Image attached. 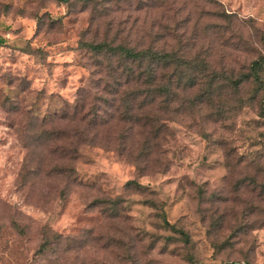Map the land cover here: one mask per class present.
Returning <instances> with one entry per match:
<instances>
[{"label":"rangeland","instance_id":"374dc122","mask_svg":"<svg viewBox=\"0 0 264 264\" xmlns=\"http://www.w3.org/2000/svg\"><path fill=\"white\" fill-rule=\"evenodd\" d=\"M263 56L264 0H0V264H261Z\"/></svg>","mask_w":264,"mask_h":264},{"label":"trees","instance_id":"16d2710c","mask_svg":"<svg viewBox=\"0 0 264 264\" xmlns=\"http://www.w3.org/2000/svg\"><path fill=\"white\" fill-rule=\"evenodd\" d=\"M91 46L92 48H96V49L101 48V45L99 43L91 44ZM117 48H118V53H120L121 56H123L124 58H128L131 61H137L138 63V69H135L132 66L127 69V73H126L127 80H129L130 78H136V80L141 79L142 80L141 82L148 84V88L146 91L147 96L154 97V95H156V93L157 94L160 93L161 90L166 93L169 92L170 87H161L160 85L154 84L153 81L156 78V69L158 67L171 66L173 69H175L181 66L183 62L176 54V52L158 50V49H153L151 47L134 50L131 47H126L123 45H119ZM263 61H264V56L263 59L257 58L252 62V65L254 66L253 67L254 71L252 74L254 76H257L256 70L262 65ZM176 72H178L179 74L176 76V78H178L179 79L178 81H180L181 78L183 77L182 70L173 71L174 74H176ZM240 80L241 77L237 78L235 80V84ZM189 81L193 82L194 81L193 77L189 78ZM151 85H153V87ZM58 235L59 234H56L55 236ZM44 245L45 243L42 244V247ZM261 264H264V261Z\"/></svg>","mask_w":264,"mask_h":264}]
</instances>
